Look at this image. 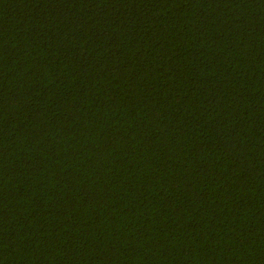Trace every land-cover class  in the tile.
I'll use <instances>...</instances> for the list:
<instances>
[{"label": "trees", "instance_id": "obj_1", "mask_svg": "<svg viewBox=\"0 0 264 264\" xmlns=\"http://www.w3.org/2000/svg\"><path fill=\"white\" fill-rule=\"evenodd\" d=\"M0 264H264V0H0Z\"/></svg>", "mask_w": 264, "mask_h": 264}]
</instances>
